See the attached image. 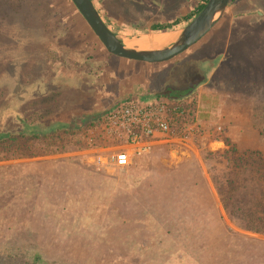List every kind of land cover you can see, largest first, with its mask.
Returning <instances> with one entry per match:
<instances>
[{
    "label": "rangeland",
    "instance_id": "374dc122",
    "mask_svg": "<svg viewBox=\"0 0 264 264\" xmlns=\"http://www.w3.org/2000/svg\"><path fill=\"white\" fill-rule=\"evenodd\" d=\"M92 1L130 38L201 4ZM71 3L0 0V104L23 86L11 93L25 99L24 117L64 120L90 100L110 105L133 69L123 67L145 65L110 58ZM164 66L152 87L196 105V121L178 126L192 128L183 143L158 144L125 168L89 160L88 127L29 140L21 153L33 158L0 153V264H34L37 253V264H264V232L249 218L264 216V0H232L205 39ZM38 82L46 93L31 88ZM231 149L234 164H248L226 210L214 179L224 181L227 162L205 157Z\"/></svg>",
    "mask_w": 264,
    "mask_h": 264
},
{
    "label": "trees",
    "instance_id": "16d2710c",
    "mask_svg": "<svg viewBox=\"0 0 264 264\" xmlns=\"http://www.w3.org/2000/svg\"><path fill=\"white\" fill-rule=\"evenodd\" d=\"M29 1V0H22ZM185 1V0H184ZM190 0H186L187 4ZM201 4L197 7V10L190 14H181L179 16H174L176 21L174 23H164V22H156V24L151 28L150 32H169L173 31L176 28H179L181 24L188 23L191 21L199 12L204 8L207 0H200ZM26 3V2H25ZM72 4V3H71ZM184 6L182 2L178 7ZM158 23V24H157ZM110 58H115L114 56L108 55ZM116 72H113L112 75L115 76ZM150 76L149 80L151 81ZM15 88H10L9 94L6 96L5 101L0 104V153L4 152H14V157L12 158H22L29 157L33 158L38 156L36 153L24 154L21 152L23 148L27 146L29 140H40L41 138H49L54 136L57 132L62 130H82L83 128L94 125L97 121H99L103 116L111 113L113 110L117 108L122 103H126L132 100V96H127L119 99L115 94L110 93L112 96V103H110L109 107L105 108V110H101L99 112L89 113V110L96 108L95 100L88 101L83 108H78V115H73L70 118L59 120L56 117L54 118H28L24 117V103L25 99L19 97H13V93H20L22 95L25 87L23 86H14ZM56 87V86H55ZM37 93L44 92L46 93V85L42 82H38L34 86H31ZM38 89H41L38 92ZM30 90V89H28ZM11 91L13 93H11ZM150 92V89H149ZM141 96L140 101L146 102L151 97V93ZM165 98L169 103V116L171 124L174 127H178L184 124L194 123L196 121V105L193 101L188 100V94H180V93H170L169 94H156L153 99ZM7 118L13 119L14 124L11 126V129H7L6 121ZM36 119V120H35ZM22 140L24 142L22 143ZM22 143V144H21ZM21 144V145H20ZM18 147V148H15ZM14 149V150H13ZM22 154V155H20ZM237 151L235 149H231V151L225 153L217 152H208L205 157L206 160H213L214 158L221 157L223 162H227V167L222 171L221 180L224 181L217 182L220 180L214 179L216 184V189L218 191L219 197L224 205L226 210L229 209V206L234 202L233 200L237 199L238 192L243 188L244 183L242 181V169H244L248 160L238 159L240 161L239 164H234L233 159ZM10 158V157H9ZM10 158V159H12ZM216 158V159H217ZM9 160V159H8ZM221 161V162H222ZM246 162V163H245ZM258 185V184H256ZM257 187V186H256ZM230 215L231 212H230ZM252 220L251 223L258 225L260 229H256V233L264 232V216H249ZM262 228V229H261ZM41 261L40 256L37 254H33V263L37 264Z\"/></svg>",
    "mask_w": 264,
    "mask_h": 264
},
{
    "label": "built area",
    "instance_id": "2783aa9c",
    "mask_svg": "<svg viewBox=\"0 0 264 264\" xmlns=\"http://www.w3.org/2000/svg\"><path fill=\"white\" fill-rule=\"evenodd\" d=\"M168 105L163 98L120 104L87 129L85 154L97 165L125 168L158 144L183 143L192 128L174 127Z\"/></svg>",
    "mask_w": 264,
    "mask_h": 264
},
{
    "label": "water",
    "instance_id": "95a60500",
    "mask_svg": "<svg viewBox=\"0 0 264 264\" xmlns=\"http://www.w3.org/2000/svg\"><path fill=\"white\" fill-rule=\"evenodd\" d=\"M232 0H207L204 8L185 27L177 31L157 32L141 38L124 37L115 33L105 23L92 0H71L79 15L86 22L106 52L118 59L148 65L171 62L186 54L205 39L223 19ZM170 35L173 40L158 48L140 49L126 45L144 37Z\"/></svg>",
    "mask_w": 264,
    "mask_h": 264
},
{
    "label": "crops",
    "instance_id": "0c3cea01",
    "mask_svg": "<svg viewBox=\"0 0 264 264\" xmlns=\"http://www.w3.org/2000/svg\"><path fill=\"white\" fill-rule=\"evenodd\" d=\"M194 7H195V2L193 0H190L186 4V7L183 11H186L187 8H189V10L192 11V8ZM168 22L171 23V21H168ZM165 64H159V65L145 64V65H141V67L135 66V65H125L123 67L124 70H128L129 68H133V69H129L128 71H131L130 74H128L119 83L118 90L115 91L116 97H119V99H121L127 96H132V100H140L139 98H141V96L148 94L149 89H150L149 93H151L150 98H154L156 94H161V92H159L160 90H158L157 87L156 88L152 87V82L149 80L150 79L149 77L152 76L156 70H158L159 66H163L159 68L162 71L165 68L164 66ZM108 72L111 73V71H108ZM120 73H117L115 75L119 76ZM115 78L116 77L111 74V76L108 79V83H114L117 86L119 78L118 79H115ZM130 80H133L131 84H130ZM149 100L150 99H148V101ZM99 106L100 107H98L97 109L95 108V109L89 110V113L93 114V112H99L103 109L105 110V108L109 107V104L108 105L99 104ZM83 129H86V128H83Z\"/></svg>",
    "mask_w": 264,
    "mask_h": 264
},
{
    "label": "bare ground",
    "instance_id": "6f19581e",
    "mask_svg": "<svg viewBox=\"0 0 264 264\" xmlns=\"http://www.w3.org/2000/svg\"><path fill=\"white\" fill-rule=\"evenodd\" d=\"M173 36L170 35H156L153 37H144L137 41H126V45L132 48L150 49L162 47L173 40Z\"/></svg>",
    "mask_w": 264,
    "mask_h": 264
}]
</instances>
